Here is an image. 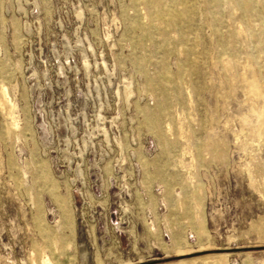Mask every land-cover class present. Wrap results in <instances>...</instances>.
Returning <instances> with one entry per match:
<instances>
[{"label":"rangeland","instance_id":"1","mask_svg":"<svg viewBox=\"0 0 264 264\" xmlns=\"http://www.w3.org/2000/svg\"><path fill=\"white\" fill-rule=\"evenodd\" d=\"M128 7L127 0H0V86L22 129L18 141L8 138L0 112V264H31L33 244L43 245L32 226L30 176L25 182L19 171L31 163L47 174L57 195L69 198L75 244L66 253L74 256L53 257L55 264L263 263L264 129L260 137L254 133L257 119L240 82L243 71H225L228 58L215 48V31L232 35L239 14L224 11L219 24L195 17L192 32L203 55L194 69L200 75L185 78L186 100L169 97L165 103L177 121L164 148L141 114L154 109L155 86L145 85L128 50L118 45L121 10ZM175 59L159 54L155 62L164 61L175 76ZM241 63L247 72L257 71L254 63ZM162 66L146 69L163 74ZM258 80L264 89V78ZM189 169L201 189L200 241L188 236L180 210H190L189 196L176 197L181 182L191 193ZM31 174L37 175L34 168ZM174 179H180L177 185ZM165 188L174 214L164 203ZM40 196L45 224L53 228L54 207ZM169 219L194 253L161 250L171 246ZM207 256L221 258L197 260Z\"/></svg>","mask_w":264,"mask_h":264},{"label":"bare ground","instance_id":"2","mask_svg":"<svg viewBox=\"0 0 264 264\" xmlns=\"http://www.w3.org/2000/svg\"><path fill=\"white\" fill-rule=\"evenodd\" d=\"M129 7L121 10V21L124 27V34L118 42L120 50H128V60L134 70L144 80L147 87L155 86L151 94V100L155 104L154 109L141 111L145 116L144 124L150 128V131L157 136L164 148H167L166 136L170 132L171 122L177 121L165 106L169 97L186 100L184 87L187 85L186 77L191 75H200L194 69L197 64V56H202L198 52V43L192 32L195 23V17L209 18L211 23L219 24L221 15L224 11L237 12L239 14L238 22L232 35L225 36L226 33L215 31V48L220 56H227L228 60L223 64L225 71L241 68L243 74L240 76V82L243 85L246 95L251 99V113L257 119V127L254 133L261 136L264 129V89L260 85L258 75L264 78V0H127ZM197 30H202L203 26L198 22ZM224 33V34H223ZM240 44L243 50H239ZM163 58L174 56L176 59L177 72L175 76L167 73L164 61L155 62L157 55ZM241 59L255 64L258 71L247 72V66H242ZM262 61V62H260ZM116 62L121 66L124 62L120 56H117ZM259 62L261 64H259ZM154 64L155 67L162 66L163 74L156 73L150 75L147 71L148 64ZM240 65V66H239ZM169 87L173 91H169ZM15 106L11 105L6 90L0 86V112L7 122L6 136L15 138L18 141L21 138L22 131L15 125L13 115ZM100 119V116L98 117ZM178 131L182 135V130ZM105 140L106 132L103 130ZM21 152L20 150H18ZM8 166L15 169L11 159L8 160ZM31 163L28 167L20 168V176L27 182V176H30V188L27 193L30 205L33 208L32 226L37 232L43 245L33 244V250L30 252L31 264H55L53 257L72 258L67 251H71L75 244L74 221L69 209V198L67 194L57 195L56 190L47 174L41 167H33ZM35 169L37 175H32L31 170ZM157 178L163 180L160 168ZM192 169L187 171L189 178L187 182L190 185L191 193L185 188V183L179 185L180 193L176 197H188L190 210L185 205L180 206L184 212V221H187L188 236L200 241L204 234L203 206L201 199V189L195 183V178L191 174ZM180 179H174L173 183L177 185ZM167 186V185H166ZM169 187V186H167ZM166 189V188H165ZM34 192V194H33ZM40 194H46L50 199L56 216V222L53 228H47L44 221V212ZM164 203L174 214L168 191H163ZM169 196V195H168ZM257 230L262 231L263 225L256 226ZM166 231L170 239L169 249L161 248L166 254L170 252L176 255H189L195 250L187 246V235L181 233L170 219L166 225ZM180 243L186 246L179 249ZM52 248V249H50ZM198 248L196 251H201ZM221 256H207L197 260L212 263ZM69 260V259H68ZM179 263H187L185 261ZM189 263V262H188ZM191 263V262H190ZM261 264H264L261 263Z\"/></svg>","mask_w":264,"mask_h":264}]
</instances>
